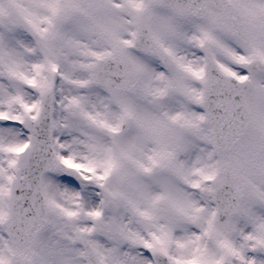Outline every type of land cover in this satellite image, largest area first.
I'll use <instances>...</instances> for the list:
<instances>
[{
    "label": "rangeland",
    "instance_id": "374dc122",
    "mask_svg": "<svg viewBox=\"0 0 264 264\" xmlns=\"http://www.w3.org/2000/svg\"><path fill=\"white\" fill-rule=\"evenodd\" d=\"M105 1L0 0V221L16 150L28 141L9 120L35 116L51 81L57 83L54 149L80 168L72 179L43 175L46 224L17 252L33 264H81L74 241L85 237L100 264H151L154 247L168 251L171 264H216L223 255L234 264H264V78L249 94L246 129L235 145L218 152L199 104L192 108L186 98L188 78L173 75L188 89L156 101L147 91L157 81L156 63L147 66L148 59L130 53L145 89L109 93L91 82V61L110 47L119 49L116 37L130 39L136 9L147 11V25L169 53L168 68L196 67L190 50L198 21L159 9L153 0ZM11 7L43 33L40 47L5 20ZM122 119L127 124L118 131ZM221 164L230 166L242 192L238 214L224 225L212 219L211 191ZM3 231L0 264L13 251Z\"/></svg>",
    "mask_w": 264,
    "mask_h": 264
},
{
    "label": "water",
    "instance_id": "95a60500",
    "mask_svg": "<svg viewBox=\"0 0 264 264\" xmlns=\"http://www.w3.org/2000/svg\"><path fill=\"white\" fill-rule=\"evenodd\" d=\"M158 1L161 3L169 1L175 4L186 3L193 10L197 8L196 0ZM14 19L16 23L25 28V25L20 22L17 16H14ZM148 47L150 48H146L147 50L157 52L154 46L149 44ZM127 64L125 60L110 61V59H106L102 61L96 67V80L113 87L127 88L129 85L126 82L130 78ZM52 88L53 86L42 95L38 117L35 120L25 118L22 121L24 127L31 133V141L19 156V172L12 181L10 210L6 222L9 238L15 245L29 241L43 225L46 208L40 194V174L45 170H61L69 175H72L73 172L72 169L64 166L55 158L51 149ZM230 99L229 101L221 100L218 103L219 108H214L212 100L209 99H207L205 105L208 120L213 126L215 147L221 151L227 149L236 141L245 126L247 116L244 102L236 97H230ZM222 172L226 179L216 182L213 190V198L216 203L215 216L220 220H224L236 210L240 198L239 193L233 186V177L230 172L226 168H223ZM84 247L87 249L91 260L92 257L87 245L84 244ZM9 264L29 263L24 258L12 255Z\"/></svg>",
    "mask_w": 264,
    "mask_h": 264
},
{
    "label": "flooded vegetation",
    "instance_id": "af4514ba",
    "mask_svg": "<svg viewBox=\"0 0 264 264\" xmlns=\"http://www.w3.org/2000/svg\"><path fill=\"white\" fill-rule=\"evenodd\" d=\"M205 5V13L199 17L201 24L199 26L200 41H198L197 54L200 56L197 72L195 76L196 83L193 91L197 96H201L204 83L208 74L204 71L203 56L206 51L212 55L218 69L225 75H234L239 78L251 77L252 61L251 53L256 50L262 56L261 77L264 76V0H202ZM235 6L245 20V33L236 36L227 32L221 21L230 22L231 14L227 6ZM140 21H144L140 18ZM211 23V40L205 39L206 23ZM138 22L135 25V29ZM123 42V38L119 39ZM124 46V43H122ZM255 65V64H254ZM222 78V77H219ZM264 83V82H263ZM250 86L245 90V96L250 93Z\"/></svg>",
    "mask_w": 264,
    "mask_h": 264
}]
</instances>
